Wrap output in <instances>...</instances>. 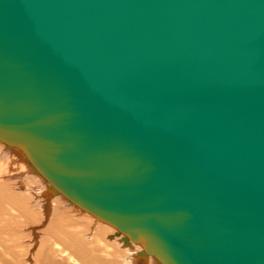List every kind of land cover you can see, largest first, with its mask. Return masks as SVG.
Masks as SVG:
<instances>
[{"label": "water", "instance_id": "obj_1", "mask_svg": "<svg viewBox=\"0 0 264 264\" xmlns=\"http://www.w3.org/2000/svg\"><path fill=\"white\" fill-rule=\"evenodd\" d=\"M0 138L163 264H264V0H0Z\"/></svg>", "mask_w": 264, "mask_h": 264}, {"label": "bare ground", "instance_id": "obj_2", "mask_svg": "<svg viewBox=\"0 0 264 264\" xmlns=\"http://www.w3.org/2000/svg\"><path fill=\"white\" fill-rule=\"evenodd\" d=\"M16 205L27 213L32 206L38 207L41 217L35 223L31 220L33 227L30 236H25L28 238L25 244L14 239L18 242L8 245L5 235L10 233L8 226ZM85 216L89 220L83 230L79 226ZM80 261L163 264L154 254L146 253L141 242L128 238L54 186L23 148L0 138V264H80Z\"/></svg>", "mask_w": 264, "mask_h": 264}, {"label": "rangeland", "instance_id": "obj_3", "mask_svg": "<svg viewBox=\"0 0 264 264\" xmlns=\"http://www.w3.org/2000/svg\"><path fill=\"white\" fill-rule=\"evenodd\" d=\"M17 207V209L15 208L14 210H13V218L11 219V221H10V224H9V226H8V228H9V231H10V233H8V234H6L5 236H6V238H8V242H7V244L8 245H12V244H14L13 242H15V240H19V241H21L19 244H25V242L28 240V238L27 237H25V236H30L29 234V232L31 231V229H32V227L33 226H31V225H33V223H35L37 220H39L40 219V217H41V212H40V208H36L35 206H32L31 207V210H30V212L29 213H27L25 210H24V208L21 206V205H16ZM19 210V211H18ZM37 217V218H36ZM87 218V219H86ZM30 219V220H29ZM81 219H83V220H81ZM80 219V221H81V223H80V226H79V228L80 229H83V230H85L87 227H88V224L86 223L87 222V220H89V217H87V216H85V217H83V218H81ZM31 220H33V223L31 222ZM28 221H30V222H28ZM28 222V223H27ZM12 223V224H11ZM30 223V224H29ZM26 226H28V227H26ZM28 224V225H27ZM19 225V226H18ZM25 227H24V226ZM10 226H14V227H11L10 228ZM18 227H19V229H18ZM23 227V228H22ZM12 229V230H11ZM14 229V230H13ZM26 229V230H25ZM24 235V236H23ZM67 236V235H66ZM22 238H24L23 240H22ZM15 239V240H14ZM27 239V240H26ZM13 241V242H12ZM16 242H18V241H16ZM16 242H15V244H16ZM19 244H17L16 246L17 247H19L18 245ZM20 248V247H19ZM18 248V249H19ZM10 257H12V256H10ZM9 260V259H8ZM82 262L80 261V264H81ZM119 264H121V263H119Z\"/></svg>", "mask_w": 264, "mask_h": 264}]
</instances>
